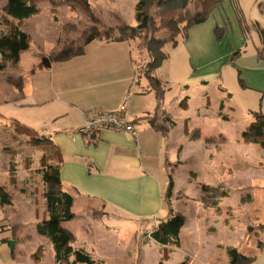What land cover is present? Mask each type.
Segmentation results:
<instances>
[{"label":"crops","instance_id":"obj_1","mask_svg":"<svg viewBox=\"0 0 264 264\" xmlns=\"http://www.w3.org/2000/svg\"><path fill=\"white\" fill-rule=\"evenodd\" d=\"M236 8L244 16L245 31ZM217 25L225 31L221 38L214 33ZM257 28H264V0H223L216 5L204 22L188 28L177 54L178 60L187 62V73L176 82L182 85L177 91L170 94V85L163 88L159 105L148 80L141 83L143 71L134 66L127 40L94 39L83 54L52 60L44 67L42 57L60 44L48 45L47 52L39 46L34 50L31 36L21 29L30 42L19 53L13 86L9 77L0 80V108L6 107L0 123L21 129L15 132L12 127L14 136L31 133L35 146L43 143L55 159L51 155L39 171L42 189L46 186L41 195L44 206L39 208V200L14 201L7 187L18 183L13 156L0 143V185L10 197V204L0 203V264H71L73 255L56 259L52 242L36 228L50 216L45 195L58 191L72 196L73 218L55 223L56 229L68 236L72 249L84 250L100 264H228L231 248L242 264H264V242L258 241L256 252L246 246L240 252L223 242L240 233L245 239L246 234L236 230L249 226L255 230L257 213L264 210V148L241 138L253 112H264V42ZM232 90L240 93L250 112V118L239 122L244 126L239 130ZM126 92L130 95L126 117L135 136L104 128L92 136L79 133L86 113L117 108ZM151 119L163 124L165 131L154 128ZM49 164L59 169L58 185L43 179ZM170 179L173 188L167 198ZM202 185L209 191L196 198L194 218L201 235L185 220L179 233L184 230L193 237L183 236L182 242L178 233V243L155 241L150 233L157 223L171 211L180 213L174 202L185 209L190 202L185 198H193L192 189ZM103 218L123 221L104 225L99 222ZM149 224L153 226L148 228ZM210 233L220 240L201 237ZM8 240L14 242L12 251ZM217 249L224 250L222 259Z\"/></svg>","mask_w":264,"mask_h":264},{"label":"rangeland","instance_id":"obj_2","mask_svg":"<svg viewBox=\"0 0 264 264\" xmlns=\"http://www.w3.org/2000/svg\"><path fill=\"white\" fill-rule=\"evenodd\" d=\"M7 1V0H6ZM33 1L38 8L41 10L40 14L37 17H33L32 19H27L26 21L21 22L20 29L26 31L31 36V46L32 49L36 50L39 48H45V51H50L49 48L54 42L60 44L61 46L64 43L73 41L77 42V38L81 34V32L91 26L93 24V20L91 16L93 15L98 19V24L101 27H116L119 25L124 26H136L137 22L135 19V4L138 0H29ZM7 3V2H6ZM5 0H0V35L1 33H6L12 25L17 23V20H9L5 16L4 11L1 10V7H4ZM152 8V7H151ZM49 9V10H48ZM153 10V9H152ZM51 13V16H49ZM95 25V24H94ZM170 28L163 27L161 29H156V31L152 33L146 32V34H138V35H130L127 38L128 44L131 47L132 58L135 59L134 66L137 68H141L143 71L141 76V83L143 81L148 80L147 76L144 74L146 68H150V74L159 79L162 88H166V85H170V89H168L169 93L177 91L181 83H177L187 72L188 66L185 59L178 60V51L182 47V41L184 40V32L180 30L176 36H174V41L169 39L170 34L176 28L173 22L169 23ZM180 26H178L179 28ZM189 30V29H188ZM25 32V33H26ZM225 31L221 26H214L215 36L221 38ZM152 37V38H151ZM247 37V36H246ZM149 40H151V47L148 48L145 45H149ZM59 45V46H60ZM50 54L46 55L49 56ZM69 59V58H68ZM67 59V60H68ZM66 60V59H65ZM0 62L4 63V67H6L5 72L0 74V80L9 77L13 86V82L15 79L17 80L16 73L19 70V66L16 64V61H4L0 54ZM177 67V70H175ZM15 69V70H14ZM14 70V71H13ZM8 72V73H7ZM146 77V78H145ZM175 79H178L175 81ZM164 85V86H163ZM138 88L135 89V91ZM129 92V91H127ZM129 95V93H127ZM133 91H130V95L132 97ZM129 95V96H130ZM232 95L234 100L238 103V107H234L232 109L235 111L233 114L237 120L236 125L237 129H242L244 126L239 122H244L241 120L250 118V112L245 110V107L242 105V100L240 97V93L232 90ZM168 96H166L167 99ZM6 108V107H5ZM4 106L2 109H4ZM0 108V117L3 119L2 110ZM257 112L259 110H256ZM253 115V114H252ZM1 120V119H0ZM1 122V121H0ZM6 122V123H5ZM3 123L9 124L8 121ZM15 132L21 130L16 125L11 123L9 126H5L0 123V143L2 145H7L5 147L6 152L13 156V164L15 170V180L18 182L13 185L14 187H10L7 185L8 189L12 191L14 196V201L21 198L26 201H38L39 200V208L43 205V197L42 191L46 189V186L42 189V183L39 178L40 167L43 163L48 161L51 155L54 156L53 153H48L44 150L43 143H38L35 146L34 138L31 133H26L22 131L19 136L13 135V128ZM242 139H244L241 136ZM248 142L249 140L246 139ZM233 142H235V136L233 138ZM251 142V141H250ZM244 145V144H243ZM247 146V145H246ZM248 147V146H247ZM39 148V149H38ZM261 149L260 147H258ZM2 149V147L0 148ZM3 151V150H2ZM15 154V156L13 155ZM43 159L40 161V157ZM7 156V155H4ZM55 159V156H54ZM6 164V161L3 163ZM205 168L201 166L200 173L204 175ZM17 172V173H16ZM185 171H181L184 173ZM187 173V172H186ZM17 174V175H16ZM185 174V173H184ZM8 178V177H7ZM39 178V179H38ZM235 180V179H234ZM15 181V182H16ZM38 181V183L36 182ZM39 184L37 186V184ZM13 184V183H11ZM208 185V184H207ZM206 185H202L201 188L192 189V192L189 194L193 198H184L187 199L188 202L186 204V208L183 209L180 206V202H174V207L179 209L180 214L183 215L184 221L188 220V226H190L191 230L196 231L198 229V234L202 232V227L199 226L198 223L194 222V218L196 216L197 211L195 210L198 200L200 199L201 193L204 195L205 191H209V187L203 188ZM15 188V189H14ZM22 191V192H20ZM216 193H219L217 191ZM231 193H237L233 190ZM196 198L198 200H196ZM38 204V202H37ZM213 204H211L212 206ZM235 206V204H231ZM237 205H240L239 203ZM8 210V209H6ZM10 210V207H9ZM1 212V211H0ZM40 212V211H39ZM186 213H190L187 215ZM259 216L257 218V224L254 225L255 230L251 231L246 230L245 227H242L241 230L237 229V234L240 231L243 234H246V238L241 237L240 234L235 235L232 241H225L224 243L231 244L234 248L240 249V252L246 246L247 250H254L256 252V246L258 241L264 242V210H261L260 213H257ZM3 215V214H2ZM1 216V214H0ZM98 216V215H97ZM122 219H107L103 218L99 220V222L104 223V225H113L118 226L121 224ZM186 223V224H187ZM254 223V222H252ZM184 224V223H183ZM153 225L149 224V227ZM187 227H184L186 229ZM245 228V229H244ZM206 230V229H205ZM204 234V230H203ZM205 234L201 236L205 238L207 241H219V235L214 234ZM201 235V234H200ZM210 235V236H209ZM183 236L193 237L192 234H186L183 232L179 233V237L183 242ZM202 242V241H199ZM217 257L222 259V255L224 254V250L217 249L216 251ZM241 256H243L241 254ZM123 261H129L128 258H124ZM109 264V263H106ZM130 264V263H128Z\"/></svg>","mask_w":264,"mask_h":264},{"label":"trees","instance_id":"obj_3","mask_svg":"<svg viewBox=\"0 0 264 264\" xmlns=\"http://www.w3.org/2000/svg\"><path fill=\"white\" fill-rule=\"evenodd\" d=\"M223 0H138L135 4V19L136 26L119 25L116 27H101L98 24V19L91 16L93 24L85 28L79 37L78 43L73 41L60 45L48 58L52 60H65L73 56L81 55L84 52V47L94 39H102L104 41H122L127 40L130 35L154 33L156 29H161L169 26L173 22L176 28L169 36L171 41H174V36L180 30H183L186 36L190 26L204 22L212 9L221 3ZM152 7V8H151ZM153 9V10H152ZM4 14L7 19L13 18L18 22L9 28L7 33L0 35V53L4 61H17L19 53L28 48L30 38L27 33L22 31L19 26L24 19L29 18L39 12L38 6L29 0H7V5L4 8ZM237 17L241 28L245 31L246 26L242 12L236 8ZM10 20V19H9ZM11 21V20H10ZM95 24V25H94ZM178 26H180L178 28ZM258 34L264 42V28H257ZM152 38V37H151ZM218 38V37H217ZM151 40L149 45L151 47ZM4 67V63L0 62V69ZM149 79L151 88L155 91L157 103L162 99L163 88L159 79L150 74V68H146L144 73ZM150 124L160 130L165 131L163 124L157 123L155 119H151ZM244 140L259 143L264 148V112H253V121L241 132ZM43 179L53 180L57 185L60 183L59 169L54 165H46L43 169ZM173 182L170 179L166 197L170 198L172 194ZM205 189V187L203 188ZM47 209L50 216L46 220H42L37 224V232L52 242L56 259L68 260L70 255H73L71 264H100L96 262L87 252L82 249H72L68 243V236L56 229L55 223L68 221L73 218L71 212L72 196L66 192L58 191L51 192L45 195ZM0 203L10 204L9 194L0 185ZM184 222L183 216L178 212L171 211L169 217L161 220L153 228L150 236L159 243H178V233ZM228 264H242L238 262V253L235 249H229ZM180 264H186L181 262Z\"/></svg>","mask_w":264,"mask_h":264},{"label":"built area","instance_id":"obj_4","mask_svg":"<svg viewBox=\"0 0 264 264\" xmlns=\"http://www.w3.org/2000/svg\"><path fill=\"white\" fill-rule=\"evenodd\" d=\"M129 95H124L119 106L112 110L92 111L84 115L83 125L79 129V133L85 136H92L100 129H109L114 131H123L136 135V130L132 123L126 117L128 109Z\"/></svg>","mask_w":264,"mask_h":264},{"label":"water","instance_id":"obj_5","mask_svg":"<svg viewBox=\"0 0 264 264\" xmlns=\"http://www.w3.org/2000/svg\"><path fill=\"white\" fill-rule=\"evenodd\" d=\"M41 63L44 67H50V65H51V62H50V59L48 58V56H43L41 59ZM249 229H251V228H249ZM8 245H9L10 250L12 251L13 247H14L13 240H8Z\"/></svg>","mask_w":264,"mask_h":264}]
</instances>
